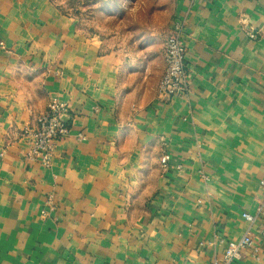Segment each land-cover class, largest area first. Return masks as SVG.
Returning a JSON list of instances; mask_svg holds the SVG:
<instances>
[{
  "label": "crops",
  "instance_id": "0c3cea01",
  "mask_svg": "<svg viewBox=\"0 0 264 264\" xmlns=\"http://www.w3.org/2000/svg\"><path fill=\"white\" fill-rule=\"evenodd\" d=\"M176 19L189 92L163 101V47L133 57L53 0H0V264H210L247 230L257 256L235 264H264V219L242 216L264 194V0H172L166 35ZM52 97L69 132L45 167L20 133Z\"/></svg>",
  "mask_w": 264,
  "mask_h": 264
},
{
  "label": "built area",
  "instance_id": "2783aa9c",
  "mask_svg": "<svg viewBox=\"0 0 264 264\" xmlns=\"http://www.w3.org/2000/svg\"><path fill=\"white\" fill-rule=\"evenodd\" d=\"M183 33L184 21L173 20L163 41L164 70L157 85V97L163 101L187 95L189 92ZM247 36L249 39H256L257 31L250 28ZM69 115L70 110L66 103L55 97L49 99L45 111L36 116L35 126L25 127L20 133L29 137L30 147L27 154L29 158L38 159L45 167L50 166L57 142L68 136L66 119ZM169 159V155L165 153L163 166L168 164ZM261 186L264 191V180L261 181ZM242 216L249 225L253 224L257 217L264 219V194L256 214L243 213ZM246 250L257 256L258 248L253 244L249 230L237 241L228 242L223 254L219 258H214L210 264H235L242 259Z\"/></svg>",
  "mask_w": 264,
  "mask_h": 264
},
{
  "label": "rangeland",
  "instance_id": "374dc122",
  "mask_svg": "<svg viewBox=\"0 0 264 264\" xmlns=\"http://www.w3.org/2000/svg\"><path fill=\"white\" fill-rule=\"evenodd\" d=\"M79 29L133 57L158 59L172 0H53Z\"/></svg>",
  "mask_w": 264,
  "mask_h": 264
}]
</instances>
